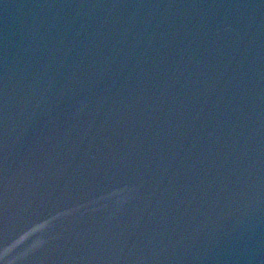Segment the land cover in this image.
Returning <instances> with one entry per match:
<instances>
[{"label":"water","instance_id":"water-1","mask_svg":"<svg viewBox=\"0 0 264 264\" xmlns=\"http://www.w3.org/2000/svg\"><path fill=\"white\" fill-rule=\"evenodd\" d=\"M0 264H264V0H0Z\"/></svg>","mask_w":264,"mask_h":264}]
</instances>
